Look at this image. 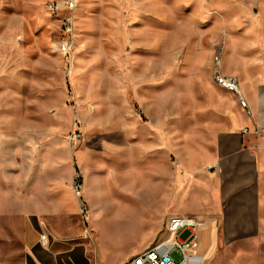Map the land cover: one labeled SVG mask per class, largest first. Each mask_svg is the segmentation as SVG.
Listing matches in <instances>:
<instances>
[{
	"label": "rangeland",
	"instance_id": "rangeland-1",
	"mask_svg": "<svg viewBox=\"0 0 264 264\" xmlns=\"http://www.w3.org/2000/svg\"><path fill=\"white\" fill-rule=\"evenodd\" d=\"M48 2L0 0V147L20 143L34 175L49 162L56 179L70 176L75 208L49 223L85 240L57 264H123L169 236L176 208L159 184L191 188L202 152L245 117L214 82V56L244 94L264 88V0H77L69 54ZM203 223L199 264H264V242ZM24 246L21 220L0 216V264H38Z\"/></svg>",
	"mask_w": 264,
	"mask_h": 264
},
{
	"label": "crops",
	"instance_id": "crops-1",
	"mask_svg": "<svg viewBox=\"0 0 264 264\" xmlns=\"http://www.w3.org/2000/svg\"><path fill=\"white\" fill-rule=\"evenodd\" d=\"M240 89L252 116L248 117L240 107L245 117L236 115L231 130L215 139L212 151L202 152L197 172L192 174V187L178 188L175 176L173 181L170 180L169 191L159 184V198L164 196L175 205L176 210H172L169 217L182 215L195 217L208 225H221L224 234L228 233L234 242H264V140L241 132L253 125L264 128V88L256 84L247 94L241 84ZM28 138L25 136L26 140ZM8 153L9 158L5 156ZM22 153L20 143L10 147L1 143L0 216L11 222L21 220L24 247L36 257L38 264H57L55 257L77 250L74 243L85 240L84 237L77 239L71 234L65 235L49 223L50 217H59L62 209L69 207L68 202L75 208L77 200L69 185L70 176L56 179L58 172L50 171L49 162L34 175L29 168L21 167L19 156ZM24 174L31 176L32 181L27 180L25 186H20L19 178ZM58 182L64 190L55 197L50 194L54 189L51 186L56 187ZM31 262L35 264L29 258L28 263Z\"/></svg>",
	"mask_w": 264,
	"mask_h": 264
},
{
	"label": "built area",
	"instance_id": "built-area-1",
	"mask_svg": "<svg viewBox=\"0 0 264 264\" xmlns=\"http://www.w3.org/2000/svg\"><path fill=\"white\" fill-rule=\"evenodd\" d=\"M77 0H49L47 4L48 12L51 16L58 17L61 23L62 40L59 43V50L64 54L71 52L74 45L75 22L77 14ZM60 14H62L60 16ZM212 75L214 82L225 91L234 94L239 102V106L248 117L252 116L247 99L244 97L240 82L235 75H228L222 72V60L219 54L214 56ZM243 134H253L264 140V128L258 125L245 127L241 130ZM74 189L80 193L81 184L75 183ZM203 222L195 217L173 215L169 217L167 232L169 236L164 240L157 241L152 247L129 258L124 264H191L196 256L195 252L199 245V229ZM189 229L190 236L182 240L178 237L180 230Z\"/></svg>",
	"mask_w": 264,
	"mask_h": 264
},
{
	"label": "bare ground",
	"instance_id": "bare-ground-1",
	"mask_svg": "<svg viewBox=\"0 0 264 264\" xmlns=\"http://www.w3.org/2000/svg\"><path fill=\"white\" fill-rule=\"evenodd\" d=\"M197 260V261H196ZM196 261V263H194ZM199 261H200V258H197V256H195L193 259H192V262L191 264H199Z\"/></svg>",
	"mask_w": 264,
	"mask_h": 264
}]
</instances>
